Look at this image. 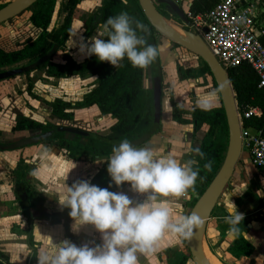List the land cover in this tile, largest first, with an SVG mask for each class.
I'll list each match as a JSON object with an SVG mask.
<instances>
[{
    "label": "trees",
    "instance_id": "1",
    "mask_svg": "<svg viewBox=\"0 0 264 264\" xmlns=\"http://www.w3.org/2000/svg\"><path fill=\"white\" fill-rule=\"evenodd\" d=\"M58 1L61 2L64 15L63 21L59 28L48 32ZM217 1L191 0L190 13L196 14V16H205L216 6ZM81 2L82 0H40L37 2L28 11L31 12L29 22L39 32H36L34 37L27 38L23 43L18 42L14 47L3 44V39H0V70L25 61L36 62L46 56L56 45L60 51L64 50L76 19L85 23V36L90 38L99 35V32L103 30L101 26L106 23L109 17L127 12L130 16L147 26L149 33H139L138 31V34L145 35L149 44L157 45L161 38V35L150 25L144 15L139 0H105L104 5L95 14H87L79 10L78 6ZM4 6L5 4L0 5V9ZM167 18L170 17L168 16ZM174 20L176 21V19ZM189 20L193 22L192 19L189 18ZM177 22L180 23L181 21L177 19ZM262 27L264 32V25ZM184 28L187 29V27ZM103 39H107V35ZM260 40L264 45V33ZM65 61V64L48 62L43 67H40L39 70L46 71L48 77L54 78H69L72 76L97 77L96 87L86 94L81 102L76 104L56 99L51 103L53 118L61 123H69L75 118L73 110H86L96 107L101 115L110 117L114 120V123L106 134L92 132L93 136L85 139L81 136L65 139L64 134H58L46 143L56 147L67 159L72 161L82 162L85 159L86 162L94 163L97 159L106 160L91 183L101 188H109L112 181L107 172V160L112 154L113 146L118 145L123 139H128L135 146L142 147L163 130L162 124L155 122L153 90L145 86L147 69L134 68L127 59L121 62L120 67L115 68L110 63L100 62L94 55L80 64H76L70 56L66 57ZM151 67L154 77L163 79L164 72L160 57L151 64ZM192 72L193 70L189 69L183 74L180 68L179 75L185 79V76L190 75ZM203 72L212 76L209 67L205 64ZM228 73L234 86L239 110L246 106L261 108L262 116L253 118L246 123V126L260 130L264 137V88L260 87L258 74L246 63L230 69ZM213 87L218 92L214 79ZM28 91L33 94L31 83H29ZM171 106L173 108V121L179 125L195 124L196 133H205L199 148L205 153V158L201 159L197 154L193 157V159L198 161L200 178L197 180L195 191L190 190L186 200L187 207L192 209L214 181L225 160L229 139L226 114L221 99L219 105L212 108L205 106L203 102H196L190 114L178 105L174 98H171ZM69 110L72 111L69 112ZM186 114L191 117L189 119L184 118ZM53 126L50 123L47 125L38 123L17 111L12 131L14 133L40 129L47 131ZM0 136H2L1 133ZM0 144L3 143L0 142ZM208 161L212 162L211 171L204 168V164ZM34 169L35 167L26 160L20 159L16 170L13 172L15 175L14 189L19 184L25 185L26 197L21 199L16 196V201L22 206L27 216L30 215V209L37 208L36 203L44 204V200L41 197L33 199L34 194L32 193L29 180ZM126 186L128 185L125 184L123 187ZM120 189L114 184L109 188L110 191ZM251 194L256 197L255 193L251 192ZM257 198L262 203L263 199L258 196ZM218 209L220 208L217 207L216 210ZM216 210L213 213V217L223 219L221 228L225 231L231 229L226 222L229 215L225 212L223 215H216ZM69 211L70 209L66 208L62 212L50 214L49 217L53 225H63L66 238L80 245L70 231L72 219L69 216ZM43 214L47 213L44 212ZM29 245L32 248L36 245L32 236H29ZM227 251L236 258L249 257L253 248L248 240L241 236ZM190 260L191 257L188 254L178 256L173 253L171 256V264H188ZM0 264H12L10 259L1 251Z\"/></svg>",
    "mask_w": 264,
    "mask_h": 264
},
{
    "label": "clouds",
    "instance_id": "2",
    "mask_svg": "<svg viewBox=\"0 0 264 264\" xmlns=\"http://www.w3.org/2000/svg\"><path fill=\"white\" fill-rule=\"evenodd\" d=\"M101 27L99 37L107 35V39L85 40L81 35L77 47L82 55H94L115 68L127 59L132 67L147 69L169 47L167 41L149 44L145 35L138 34V31L149 33L147 26L127 12L109 17ZM191 151L205 158L199 148ZM107 163L112 181L109 188L114 184L122 189L127 184L142 199H134L124 191L101 188L88 180H78L69 186L66 177L63 186L56 190V199L62 209H70L72 232L79 234L91 226L99 233L101 243L77 245L63 239L54 250L42 249L37 264H139V256L158 251L165 236L190 240L195 230L203 226L198 214L185 215L173 204L187 199L189 191L196 189L200 169L195 159L181 163L171 153L161 156L151 148L138 147L123 139L113 146ZM204 168L211 171L212 162L205 163ZM228 211L226 222L236 232L244 216L236 208Z\"/></svg>",
    "mask_w": 264,
    "mask_h": 264
},
{
    "label": "crops",
    "instance_id": "3",
    "mask_svg": "<svg viewBox=\"0 0 264 264\" xmlns=\"http://www.w3.org/2000/svg\"><path fill=\"white\" fill-rule=\"evenodd\" d=\"M82 7L84 8V10L89 11L84 2L82 4ZM68 49L72 50L71 47H68ZM75 52L76 50H74V53L72 55L78 63L88 58L81 53L79 54ZM163 67L165 69V72H168L167 75L170 77V80H173L175 78L174 75H176V67H174L169 58L167 62L164 61ZM77 79L80 81L79 78ZM70 80L71 81L68 82H71V84L73 85H80V88H82L83 83H77L78 80H76L75 78H72ZM89 83L90 82L84 84L88 85ZM7 97L8 96H6V98ZM167 101V104H165L166 102H164V106H167V110L165 108L163 114V124L166 121V123H168V126L163 125L162 133L158 136L153 137L151 141L142 146L155 150L157 154L161 156L167 155L165 150L169 146H172V148L175 149L180 145L177 139H180L181 136L177 135V133L175 135L172 134L176 131L177 126H181V128L185 127L173 121V111L171 108V104L169 100ZM47 113L50 114V112L48 111ZM24 115L27 116L25 113ZM76 116L78 118L84 119V121L95 120L92 125H94L96 127L95 130H98V132L101 134L108 133L110 127L114 123V121L110 117L101 116L99 110L94 107L80 112L76 111ZM12 120L8 122V125H10L8 130L2 129L1 127H3V122H0V133L2 134V136L0 137L1 142H12L15 139H18L23 133H12V124L14 122ZM184 131L185 135L183 142L188 146L193 140V130L190 128H185ZM20 159L26 160L28 163L35 167L33 171V173L35 172V175H33L32 173L29 180L32 193L34 194L33 199H35L36 197H41L44 200V204L36 203L37 208L29 210L30 215L28 216L23 210L22 206L16 201L17 194H15L16 192L14 190L15 175L14 173L12 174V172L16 170ZM105 162L106 161L102 159H97L94 163L86 161H72L67 159L57 148L47 143L38 144L11 152H0V251L10 259V262L12 264H37V257L42 249L54 250L56 244H58L59 241L68 239L65 237V230L63 225H53L51 222V218L49 217L50 214L54 212H62L66 209H62L59 205L58 200L56 199V190L63 186V182L66 177H68L66 183L69 186H71L78 180H88L92 182ZM249 168L252 169L251 167ZM254 172L255 171H252V173ZM9 177H12L13 179V183L10 185L7 183L8 179H10ZM262 181L263 180L260 181L263 185L261 193L262 191L264 192V184ZM118 191H124L127 195L134 199H142V197H139L136 193L130 190L129 185L114 192ZM260 198L264 200V197ZM186 200L187 199H185L184 207L189 209L187 207ZM174 206L177 207L175 203ZM230 208H236V211L239 212V214L243 215L244 213L250 214L253 212V210H251L250 204L244 211H239L237 207L230 206ZM221 210L224 213L225 209ZM250 210L252 212H250ZM43 211L47 214H43ZM212 219L216 220L215 226L219 230L217 239L213 240V245L219 243V241L222 240H224V243H226L225 238L227 232L223 231L221 227H219L217 217ZM71 233L75 236L80 245L88 243L90 241H95V243L97 244L101 243L99 233L96 232L91 226L83 228L79 234L73 233L72 230ZM29 236L33 237V241L36 244L33 249L29 247ZM253 236L257 239L258 237H264V232L253 234ZM179 239L180 238L172 235L165 236L159 242L158 251L153 254L139 256V264H171V256L173 253L178 256L184 254L182 249L179 250V254L176 252L178 247L182 248V243ZM227 250L228 243L224 253L226 256L225 260L231 263L235 262V260L232 258V256H230ZM162 252H165L166 255H161ZM260 255L261 259H256V264H262L264 262V245L261 248ZM240 262L244 264L250 263L249 259L246 258H242L238 261V263Z\"/></svg>",
    "mask_w": 264,
    "mask_h": 264
},
{
    "label": "water",
    "instance_id": "4",
    "mask_svg": "<svg viewBox=\"0 0 264 264\" xmlns=\"http://www.w3.org/2000/svg\"><path fill=\"white\" fill-rule=\"evenodd\" d=\"M39 1L40 0H12L6 3L5 6L0 9V25L21 16ZM159 2L166 4L169 13L172 16L177 17L178 20L181 21V24L175 21L173 18H167L161 14L153 0H139L140 6L150 25L163 38L168 40L170 43L179 45L190 53L196 55L204 62L205 65L209 67L210 72L217 84L228 124V148L222 167L214 181L211 183L202 197L199 198L195 207L192 209L189 208L190 214L196 213L204 221L203 226L200 229L195 230L193 238L186 240L190 256L196 264H208L203 257L200 241L202 238H204V233L207 229L208 222L211 220L213 212L217 207L227 210V214L229 215L228 210L230 207L221 204L223 198L227 196L226 192L229 190V184L235 177L236 173L239 172L243 176V180L241 181V188H238V191L242 194H245L247 191L255 193V190L250 187L249 173L255 171L252 173V175L260 181L262 180V177L260 176L258 169L253 164L249 154L244 150V143L242 139L243 124L240 116L236 93L228 70L223 68L218 59L211 52L202 36L193 28L192 22L188 18L187 12L183 10L179 3L174 0H159ZM167 22H173L179 25L185 33V36H180L173 32L167 25ZM184 27H187V29ZM57 50L58 46H54L51 52L34 64L23 68L10 69L0 73V79L8 80L36 71L43 65L52 61L55 54L57 53ZM147 78L148 82L153 85L152 88L155 122L160 124L163 113L162 82L160 78L153 76L151 65L147 68ZM94 121L95 120L84 121V119L77 117H75L73 120L75 124H89L94 123ZM93 132L99 133L98 130ZM58 134H64L65 139H69L71 135L82 136L84 139L93 136L91 131H86L79 128L52 127L46 132L42 129L37 131L30 130L23 132L18 139H15L11 143L0 144V151L11 152L38 144H44L55 138V136ZM262 182L264 184V181ZM16 194L21 199L26 197L25 186L23 184H20L17 187ZM262 197H264L263 191ZM248 205L249 204L240 205L238 207L239 211H244ZM243 236L246 238V240L251 241V238L248 234L243 233Z\"/></svg>",
    "mask_w": 264,
    "mask_h": 264
},
{
    "label": "rangeland",
    "instance_id": "5",
    "mask_svg": "<svg viewBox=\"0 0 264 264\" xmlns=\"http://www.w3.org/2000/svg\"><path fill=\"white\" fill-rule=\"evenodd\" d=\"M10 1L12 0H2L0 1V5L6 4ZM183 1H189V0H183ZM83 2L87 6L89 12H94L95 10L100 8L103 4V0H83ZM30 14H31L30 12H26L22 16L15 18L12 22L1 25L0 38L9 42H15L16 40L19 39L22 40L23 38H26L29 35V32H31L30 25L28 24ZM54 24L55 25L58 24V17L55 19ZM72 33L73 34L71 35L67 47L72 48V50L70 49L72 53H74V50H76L75 53L80 54L77 44L79 43V37L81 35H83L84 37L82 25L80 23H77ZM167 43L169 44V47L166 49L164 53V60H166V58H169L171 60V63L174 65V67L177 66L178 64L184 70L186 69L194 70V74L191 75L185 81H181L178 77H176L177 73L176 75H174L175 78L173 80H170V77L167 74H165L164 86H165L166 96L169 97L170 94H172L175 97L176 101L187 110L191 108V99H193L194 97L195 99H197V101L203 102V104H205V106L209 108L219 105L220 97L218 96V93L212 88L213 81L211 76H209L208 74H204L202 72V68L204 66L203 61L200 58H198L196 55H193L192 53L187 52L182 48H178L174 46L169 41H167ZM54 60H59V59L55 58ZM28 63L29 62L21 63L20 65L15 66V68L26 66ZM30 79L35 83L36 92L38 93L43 92L50 95L51 97H57V96L59 97L60 95H63V97H65L66 100H73L74 98H78V97L80 99V96L83 93L82 89L80 88V85L77 84L73 85L71 84V82H68V80L57 81L53 79H46L44 77V73H33L30 76ZM27 82L28 80L25 76H20L17 77L16 79L6 80L0 83V122H3V127H1L2 129L4 130L9 129L10 125H8V122L12 120L14 110H21L30 118L37 120L38 122H41L44 125H46L47 123H52V124L56 123V121L50 117V114L47 113L48 111L47 105L31 98L27 90ZM145 86L150 88L152 85L147 80H145ZM6 96L8 97L6 98ZM167 99L165 100L166 102L165 104H167L168 102ZM165 108L167 110V106H165ZM83 125H85L91 131H95L96 127L91 123H89V126H87V124H83ZM163 125L168 126V123H166L165 121ZM182 128L181 126L180 127L177 126L176 131L172 134L175 135L177 133V135L181 136L180 139L179 138L177 139L180 145L175 149L172 148V146H169L165 150L167 155L171 153L181 163L189 159H192V155L194 154V152L191 150L194 149L196 145H198L197 140L191 142V144L188 146L185 145V143L183 142L185 135L184 130L185 128L193 129V127L185 126ZM203 135L204 133L200 132L197 135V138L200 139L202 138ZM4 141H8V140H4ZM10 142L11 141H8L6 143H10ZM249 177H250V187L257 192L256 194L258 196L262 197L261 190L263 185L259 180L256 179L255 176L252 175V173H249ZM9 178L10 179H8L7 183L10 185L13 183V179L12 177ZM242 180H243V176L241 175V173L239 172L236 173L235 177L229 184V190L228 192H226L227 196L223 198L221 204H224L229 207L231 206L237 208L242 204H250L249 197L243 195L238 191V188H241ZM174 203L177 205L176 208H180V209L183 208L185 215L190 214V210L184 207L185 199L173 201V204ZM222 214L224 213L222 212L221 208L218 209L216 215H222ZM212 220L209 221L207 227L208 229H206L204 233V239L208 248L215 256H217V258H219L225 264H236L235 262L231 263L225 260L226 256L224 253H225V249L227 248V243H224V240L219 241V243L213 245L214 244L213 240L217 239L219 230L215 226L216 220L215 219ZM242 228H244V226H242ZM179 240L182 243L181 244L182 248L178 247L176 252L179 254V250L182 249L185 254L188 250L187 244L184 243V239L180 238ZM162 254L166 255L165 252H162L161 255ZM189 264H195V263L190 262ZM238 264H244V263L240 262Z\"/></svg>",
    "mask_w": 264,
    "mask_h": 264
},
{
    "label": "built area",
    "instance_id": "6",
    "mask_svg": "<svg viewBox=\"0 0 264 264\" xmlns=\"http://www.w3.org/2000/svg\"><path fill=\"white\" fill-rule=\"evenodd\" d=\"M183 5L188 18L193 20V28L223 68L229 71L249 64L264 88V45L260 40L264 33V0H218L205 16L190 13L191 0L183 1ZM240 116L244 150L264 181V137L260 130L246 126L253 118H260L262 110L246 106L240 110Z\"/></svg>",
    "mask_w": 264,
    "mask_h": 264
},
{
    "label": "flooded vegetation",
    "instance_id": "7",
    "mask_svg": "<svg viewBox=\"0 0 264 264\" xmlns=\"http://www.w3.org/2000/svg\"><path fill=\"white\" fill-rule=\"evenodd\" d=\"M2 1V0H1ZM104 1L105 0H103V4H102V6L104 5ZM154 2H155V4H156V6H157V8H158V10L160 11V13L161 14H163V15H165V16H169L170 18H173V19H176V21H177V17H175V16H172L170 13H169V10L167 9V6H166V4H164V3H160L159 2V0H153ZM174 1H176V0H174ZM177 3H179L180 5H181V7L183 8V10L185 11V12H187L186 10H185V8H184V6H183V0H181V1H176ZM82 4H83V0H82V2L79 4V6H78V9L79 10H81L82 12H84V13H87V14H95V13H97L99 10H100V8L102 7H100V8H98L97 10H95L94 12H89V11H86V10H84V8L82 7ZM2 5V4H1ZM33 7V6H32ZM31 7V8H32ZM29 10V9H28ZM26 11V12H30V11ZM26 12H24L23 14H25ZM31 13V12H30ZM22 14V15H23ZM21 15V16H22ZM30 16H31V14H30ZM58 17V24L57 25H55L54 23H55V19ZM63 17H64V15H63V12H62V8H61V2L60 1H58L57 2V5H56V7H55V11H54V14H53V17H52V22H51V24H50V26H49V28H48V32H51L52 30H54V29H56V28H59V26H60V24H61V22L63 21ZM30 18V17H29ZM14 20V19H13ZM13 20H11V22L13 21ZM7 23H10V21L9 22H7ZM77 23H80V24H82V27H83V33H84V38H85V40H87L88 38L85 36V31H86V27H85V23L83 22V21H81V20H79V19H76V20H74V23H73V26H72V31H71V35L73 34L72 32L74 31V28H75V26H76V24ZM181 23V22H180ZM5 24V23H4ZM28 24L30 25V30H31V32H29V35L26 37V38H23L22 40L21 39H19V40H16L15 42H9V41H5V40H2V43L3 44H8L9 46H15V44H17L18 42H21V43H23L27 38H29V37H34L35 36V34H36V32H39V31H37L36 29H34L33 28V26L31 25V23L29 22V20H28ZM1 25H3V24H1ZM0 25V26H1ZM55 25V26H54ZM102 31V30H101ZM100 31V32H101ZM99 32V33H100ZM71 35H70V38H71ZM97 37H99V35L97 36ZM103 37L104 36H102V37H99V38H102L103 39ZM70 38H69V40H70ZM0 39H2V38H0ZM69 40H68V42H69ZM163 40V41H162ZM164 41H168V40H166L165 38H163L162 36H161V38L159 39V41H158V44H160V43H162V42H164ZM5 42H8V43H5ZM68 42H67V45H68ZM67 45H66V48L64 49V50H57V53L55 54V56H54V58L52 59V62H54V63H56V64H65L66 63V61H65V58L66 57H68V56H70L73 60H74V62L76 63V64H80V63H82V62H84L85 60H87V59H89L90 57H88L87 59H85L84 61H82V62H80V63H78L75 59H74V57H73V53L68 49V47H67ZM174 46H176V47H178V48H182L181 46H179V45H176V44H173ZM57 46V45H56ZM54 48V47H53ZM182 49H184V48H182ZM184 50H186V49H184ZM187 51V50H186ZM51 52V51H50ZM187 52H189V51H187ZM194 55V54H193ZM45 57V56H44ZM43 58V57H42ZM55 58H57V59H59V60H54ZM41 59V58H40ZM39 59V60H40ZM160 59H161V62H162V68H163V72H164V76H163V79H161V82H162V97H163V113H162V120H161V123L160 124H162V126H163V114H164V111H165V106H164V102H165V100L167 99V100H169V102H170V104H171V98H174V100L176 101V99H175V97L172 95V94H170V96L169 97H167L166 96V92H165V86H164V77H165V74H168V73H166L165 72V69H164V67H163V64H164V61H166L168 58H166V60H164V54L160 57ZM38 61V60H37ZM36 61V62H37ZM25 62H29V61H25ZM51 62V61H50ZM22 63H24V62H22ZM35 62H29L26 66H29V65H31V64H34ZM204 63V62H203ZM21 64V63H20ZM20 64H17V65H15V66H18V65H20ZM15 66H12V67H8V68H2L0 71V73H2V72H5V71H7V70H10V69H17V68H15ZM26 66H23V67H26ZM44 66V65H43ZM42 66V67H43ZM23 67H18V68H23ZM176 67V73H177V76L176 77H178L181 81H185V80H187L191 75H193L194 74V70H193V72L190 74V75H187V76H185V79H183L180 75H179V70H180V68L182 69V73L183 74H185L186 73V71H188L187 69L186 70H184L180 65H178L177 64V66H175ZM153 71V70H152ZM202 72H203V68H202ZM33 73H44V77L46 78V79H53V80H57V81H60V80H68V81H71L70 79H72V78H75L76 80H78L77 78H79L80 79V81L78 80V82L77 83H83V85H82V91H83V93L81 94V96H80V99H79V97L78 98H74L73 100H66V98L65 97H63V95H60L59 97L57 96V97H51L50 95H48V94H46V93H38V92H36V87H35V83L30 79V76L33 74ZM204 73V72H203ZM30 74V75H29ZM204 74H208V73H204ZM209 76H211L210 74H208ZM21 76H25L26 78H27V80H28V82H27V90H28V86H29V83H31L32 84V86H33V94H31V93H29V91H28V93H29V95L31 96V98H33V99H35V100H37V101H40V102H42V103H44L45 105H47V110L48 111H50V117L53 119V120H55L56 121V123L55 124H52V123H50V124H52V125H54L53 127H68V128H79V129H82V130H86V131H91L90 129H88L85 125H83V124H85V123H82V124H75L73 121H71V122H69V123H61L60 121H58V120H56L55 118H53V112H52V107H51V103H53L56 99H61V100H63L64 102H67V103H71V104H76V103H78V102H81L82 100H83V98L85 97V95L86 94H88L90 91H92L95 87H96V80H97V77H82V76H72V77H69V78H54V77H48V75L46 74V71H44V70H39V69H37L36 71H34V72H31V73H28V74H25V75H21ZM154 76V75H153ZM17 77H20V76H17ZM17 77H14V78H11V79H16ZM213 76H211V78H212ZM11 79H8V80H11ZM214 79V78H213ZM213 79H212V81H213ZM145 80H147L148 81V78H147V75H146V78H145ZM3 81H6V80H2L1 82H3ZM83 81H85V82H83ZM215 81V80H214ZM0 82V83H1ZM88 82H90L88 85H85L84 83H88ZM216 83V82H215ZM153 87V85L150 87V88H152ZM147 88H149V87H147ZM212 88L214 89V87H213V85H212ZM152 90H153V88H152ZM215 90V89H214ZM216 91V90H215ZM217 92V91H216ZM218 96L220 97V94H219V90H218ZM75 99H77V100H75ZM154 99V98H153ZM221 99V98H220ZM177 102V101H176ZM196 102H199V101H197V99H195V97L193 98V99H191V108L190 109H185L182 105H180L178 102V105H180L184 110H186L189 114L192 112V109H193V107H194V103H196ZM28 107V106H27ZM94 108H96V107H94ZM171 108H172V106H171ZM86 110H88V109H86ZM17 111H20L23 115H24V113H23V111H21V110H14V112H13V116H12V118H13V120L12 121H14L13 122V124H12V126H14L15 125V121H16V112ZM72 110H69V112H71ZM76 111H78V112H80V111H83V110H73V113H74V115H75V117H77L76 116ZM172 111H173V108H172ZM101 114V113H100ZM189 114H186V115H184V118H190L191 116L189 115ZM25 116V115H24ZM101 116H103V115H101ZM27 117V116H26ZM103 117H105V116H103ZM108 117V116H107ZM28 118H30V117H28ZM78 118V117H77ZM30 119H32V118H30ZM32 120H34V119H32ZM34 121H36V122H38L37 120H34ZM114 121V120H113ZM38 123H41V122H38ZM42 124V123H41ZM47 124H49V123H47ZM46 124V125H47ZM92 124V123H91ZM178 124V123H177ZM44 125V124H43ZM113 125V124H112ZM87 126H89V124H87ZM183 126H192L193 127V140H192V142L193 141H195V140H197L198 141V145H196L195 146V148H200L201 147V143H202V138L204 137V135L202 136V138H200V139H198L197 138V135L200 133V132H198V133H196V131H195V124H189V125H183ZM52 128V127H51ZM50 128V129H51ZM49 129V130H50ZM48 131V130H47ZM163 131V130H162ZM46 132V131H45ZM91 132H93V131H91ZM12 133H14L13 131H12ZM16 133H20V132H16ZM162 133V132H161ZM160 133V134H161ZM202 133H204V132H202ZM159 134V135H160ZM205 134V133H204ZM78 136V135H77ZM156 136H158V135H156ZM1 137V136H0ZM70 137H74V135H71ZM69 137V138H70ZM82 137V136H81ZM155 137V136H154ZM84 138V137H83ZM153 139V138H152ZM151 139V140H152ZM150 140V141H151ZM1 142V141H0ZM1 143H3V144H8V143H6V142H1ZM11 143V142H10ZM147 144V143H146ZM144 146V145H143ZM56 148V147H55ZM194 148V149H195ZM21 150V149H20ZM194 156H196V154L194 153L193 155H192V159H193V157ZM84 161H86L85 159H84ZM106 161V160H105ZM102 168V167H101ZM100 168V169H101ZM14 172V171H13ZM13 172H12V174H13ZM15 185V184H14ZM20 185V184H19ZM19 185H17L16 186V188L14 189L15 190V192H16V189H17V187L19 186ZM24 185V184H23ZM25 186V185H24ZM25 192H26V189H25ZM257 193V192H256ZM254 194L256 197H254L252 194H251V192L250 191H247L244 195H246V196H248L249 197V199H250V205H251V210H253V212L252 213H250V214H246V213H244V220H241V222L239 223V225H238V231H236V232H233V231H231V229H228V230H226V232H227V234H226V238H225V242L226 243H228V248L230 247V246H232L236 241H238L239 239H240V237L241 236H243V233H246V234H248L249 236H250V238H251V241H248L250 244H251V246H252V248H253V251H252V253H251V255L249 256V257H244V256H242V257H240V258H236V257H234L231 253H229L230 254V256H232V258L235 260V263L236 264H238V261L239 260H241L242 258H246V259H249V261H250V263L249 264H256V259H261L260 258V253H261V248L263 247V245H264V237H258V239L257 238H254V236H253V234H257V233H259V232H264V203H263V201H262V203H260L261 201L257 198V194ZM16 194V193H15ZM27 194V193H26ZM17 196V195H16ZM259 197V196H258ZM20 198V197H19ZM32 209H34V208H32ZM31 210V209H30ZM216 210V209H215ZM214 210V211H215ZM250 210V211H251ZM217 211V210H216ZM223 212V211H222ZM224 212L225 213H227V211H225L224 210ZM214 213V212H213ZM212 218H216V217H213V215H212ZM211 218V219H212ZM223 219H220V218H217V221H218V225H219V227H221V221H222ZM73 222V221H72ZM72 222H71V224H72ZM71 224H70V226H71ZM208 224H209V222H208ZM242 226H244V229L242 230ZM208 227V226H207ZM222 229V228H221ZM223 230V229H222ZM253 230V231H252ZM70 231H71V228H70ZM223 231H225V230H223ZM244 237V236H243ZM245 238V237H244ZM246 239V238H245ZM28 240H29V237H28ZM257 240H259V241H257ZM185 244H187V242H186V240H185ZM32 248V247H31ZM33 249V248H32ZM187 249H188V247H187ZM185 254H188L189 256H190V252H189V249L187 250V252L185 253ZM191 257V256H190ZM217 257V256H216ZM219 259V258H218ZM220 260V259H219ZM221 261V260H220ZM260 261H262V260H260ZM190 262H194V260L192 259V257H191V260L188 262V264L190 263ZM222 262V261H221ZM195 263V262H194ZM224 263V262H223ZM196 264V263H195ZM225 264V263H224ZM262 264H264V262L262 263Z\"/></svg>",
    "mask_w": 264,
    "mask_h": 264
},
{
    "label": "bare ground",
    "instance_id": "8",
    "mask_svg": "<svg viewBox=\"0 0 264 264\" xmlns=\"http://www.w3.org/2000/svg\"><path fill=\"white\" fill-rule=\"evenodd\" d=\"M167 25L170 27V29L175 32L177 35L185 36V33L183 32L182 28L174 23L167 22ZM201 251L203 254L204 259L208 264H223L208 248L205 239H201Z\"/></svg>",
    "mask_w": 264,
    "mask_h": 264
}]
</instances>
